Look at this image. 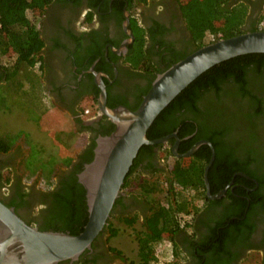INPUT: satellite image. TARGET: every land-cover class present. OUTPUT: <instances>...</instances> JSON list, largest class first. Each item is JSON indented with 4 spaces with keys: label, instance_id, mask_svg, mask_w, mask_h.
Instances as JSON below:
<instances>
[{
    "label": "flooded vegetation",
    "instance_id": "af4514ba",
    "mask_svg": "<svg viewBox=\"0 0 264 264\" xmlns=\"http://www.w3.org/2000/svg\"><path fill=\"white\" fill-rule=\"evenodd\" d=\"M233 2L235 5V0ZM245 3L248 5V15L243 28L245 32H251L254 27H257L258 19L264 14V0H245ZM135 8L137 9L134 10ZM39 12L42 17L38 19L37 23L40 35L44 40V46L37 54L33 64L35 72L41 73L39 75L41 85L39 96L45 100L47 97L56 107L69 115L74 126L73 129L79 135L85 136V142L75 151L72 162L57 171L54 183L49 187L27 183L25 175L19 171L23 158L27 156L26 160L29 152H32V150L25 149L22 138L24 136H20L21 138L15 141L9 151H0V199L8 206L14 207L28 224L38 227L43 220L45 214L43 212L51 201L49 191L59 189L62 181L72 178L74 174L78 177L81 172V170L77 171L78 167L83 165L84 168L87 164L83 158L93 143L99 137L107 136L109 132L111 134L114 131H111L114 124L107 116L100 114L99 96L101 90L95 82L92 68L94 67L95 71L102 74L107 89V103L109 100L113 103L119 102L116 107L126 106L132 110L137 106L140 98L143 100L148 93L143 94L149 85L152 86L153 75L159 74L157 68L165 69L169 64H174L175 58L200 48L196 46L187 27L181 11L180 0H134L132 3L128 0H48ZM126 12L129 13L127 28L133 34L132 40L125 27L128 19ZM133 19L137 20L139 26L146 30L141 49L139 48L140 44L136 41V32L132 27ZM98 43L103 45L102 49L108 64L102 65V68L97 70L96 66L99 65L102 57H98L91 64L89 61L95 53ZM125 43H127V48L122 49V45ZM112 47L120 49V52H113ZM149 65L151 66L149 67ZM111 69L113 75L110 73ZM0 77L1 86L6 82L5 70L1 64ZM97 89H99L98 93ZM230 91L233 89L227 84L222 88L221 99L219 98L216 104H213L210 97H207L204 101H201L200 98L201 102L198 105L203 112L214 109L226 114V119L221 118L209 125L219 128L217 131L221 132L219 137L224 144L223 148L227 152V156L232 155L234 161L236 157L240 162L239 165L247 166L258 177L251 176L245 170L236 172L234 170L231 180L225 187L232 191L234 197L228 196V190L222 197L216 199L210 198L207 194L211 202L202 198L195 199L193 196L188 197V200L183 204L187 208L182 212L186 220L181 219V228L174 236L173 247L170 246L171 249H174L178 245L177 248L182 253V259L180 256L177 257L178 264H192L199 261V253L194 250L195 257L192 256L191 246L187 239H191V236L195 235L204 240L210 229H214L216 225L222 223L221 218L229 206L232 213L230 217L237 218L235 204L240 199L247 201L245 217H248L253 225L250 239L240 244L231 242L230 252L222 256L223 261L209 260V256L206 255L201 264H239L241 259L252 250L258 249L264 252V122H259L254 127L235 129V124L242 126L240 117L252 111L249 104L244 103L245 108L241 109V116L236 114V121L229 118L230 112L227 108L230 107L228 103L231 100ZM120 101L126 102L127 105ZM87 102L91 107L95 104L98 110L93 114L86 115L84 110L87 107L85 105ZM0 110L3 111L1 108ZM263 118H261L262 121H264ZM224 128H227L226 133H224ZM179 139L180 150L182 140L180 137ZM176 142L177 138L173 137L167 143L157 144L158 146H155L153 150L145 151L141 162L136 167L140 176L144 175L146 178L164 181L173 197L175 190L172 185L173 176L170 172V165L172 167L176 157L188 159L198 151L191 156L178 157L173 153ZM55 153L57 154L58 150ZM179 153L185 152L179 151ZM234 161L231 166L235 167ZM7 175L10 177L9 181H6ZM238 176L244 177L247 182L235 183ZM240 185L241 187H239ZM240 188L246 190L245 195L238 191L241 190ZM124 193L117 198L118 202H115L111 215L118 219L139 215L141 224H143L149 212V206L145 202L131 197L129 193L125 191ZM249 208L252 210L248 216ZM110 236V232L102 233L94 241L92 249L82 254L78 260L73 262L67 260L57 264H120L121 262H118L120 257L110 249L108 244ZM171 249L169 252L175 257ZM174 250L176 251V248Z\"/></svg>",
    "mask_w": 264,
    "mask_h": 264
},
{
    "label": "trees",
    "instance_id": "16d2710c",
    "mask_svg": "<svg viewBox=\"0 0 264 264\" xmlns=\"http://www.w3.org/2000/svg\"><path fill=\"white\" fill-rule=\"evenodd\" d=\"M128 1L132 3L134 0ZM47 2L48 0H0V64L5 70V84L14 85L8 88V90L14 91L13 96L23 98L28 106H34V111L36 109L37 112L35 116L38 125L41 124L50 110V106L44 100L39 101L41 107L34 105V96L35 94L38 95L41 90L39 83L41 73L35 72L33 64L37 54L44 46L37 20L41 16L39 11ZM180 4L183 17L197 47L212 43L215 39L229 38L245 32L243 26L248 15V5L245 0H235V5H233V0H180ZM132 27L136 32V41L140 44L139 48L141 49L146 30L139 26L135 19L132 20ZM259 30H264V14L258 19L257 27L251 31ZM96 47L89 64L101 56L102 60L96 66L98 70L102 68V65L108 63L102 49L103 45L98 43ZM190 52L175 58L173 63L183 59ZM135 65L137 66L138 63ZM171 65L169 64L165 69ZM165 69L157 68V71L160 73ZM110 73L113 75L112 69ZM155 77L156 74L153 75L151 81ZM227 84L233 89L230 91L231 100L228 102L230 107L227 108L230 112L229 118L236 121L235 116L236 114L241 116V109L245 108L244 103H248L252 111L240 117L242 126L235 124V129L239 130V128H247V126L254 127L257 126V123L264 122L261 120L264 117V53H250L223 61L200 75L160 113L147 134L149 139H157L177 132L182 140L180 152L188 151L199 140H209L216 150V159L209 169L212 194H216L226 187L234 170L235 172L245 170L251 176L258 177L247 166L239 165L240 162L236 157L234 161L232 155L227 156V152L223 148L224 144L219 137L221 132L217 131L219 128L209 125L221 120V118L226 119V114L214 109L203 112L198 105L207 97H210V101L216 104L219 98L221 99L222 88ZM150 87L149 85L143 94L147 93ZM98 91L99 89H97V93ZM8 97L13 98L10 95ZM2 101L4 103H0V108L9 113L10 108L5 106L7 104L6 99L4 98ZM141 101L142 98L132 110H136ZM120 102L127 105L124 101ZM118 103L109 100L107 105L115 108ZM114 129L115 125H112L111 131ZM226 131L227 128H224V133ZM21 135L22 133H0V151H9ZM190 135L193 136L186 138ZM95 145L96 142L93 143L83 158L85 163L93 160V147ZM155 146L158 145H144L140 148L123 185V190L129 193L131 197L143 201L149 206V212L144 223L141 224V228L136 226L138 216L120 217L118 219L111 215L105 230L102 232L109 231L112 237L120 233L122 229L120 226H114L113 218L122 223L125 228L129 227L133 230L132 235L137 245L135 250L137 252L134 257L129 258V261L127 259V264H157L161 257L169 252L173 246L166 245L165 241L174 242V236L182 225L181 219L186 220L182 212L187 208L183 204L189 196L211 202L206 193L204 180L205 168L212 154L210 146L202 145L188 159L176 157L172 167L170 165V172L173 176L172 185L175 190L174 197L164 181L146 178L143 175L138 176L140 172L136 171L145 151L153 150ZM69 149L68 154H72L62 158L66 165H69L75 156V150H73V154L71 148ZM32 152L24 161V168L27 170L28 176L37 174L39 171L45 172L46 175H52L57 161L52 163L50 169L45 163L38 165L34 161L29 162ZM57 154L59 155V152ZM233 161L235 167L231 166ZM82 169L83 165H80L77 171H82ZM9 180L10 177L6 179V181ZM244 182L247 180L242 176H238L235 181L238 184ZM240 189L238 191L245 195L246 190ZM227 194L234 197L230 190ZM252 194L254 196V193ZM49 197L51 201L48 208L43 212L45 214L39 228L47 231L68 232L73 235L81 233L88 221L89 211L86 189L78 181L77 175L74 174L72 178L64 179L59 189L49 191ZM246 206L247 201L242 199L235 204V215H237L235 219L230 217L232 214L231 207L226 208L227 212H224L221 218L222 223L216 225L214 229H210L204 240L195 235L191 236V239H187L191 246L192 256L195 257L194 250H197L200 255L199 261L192 264H201L206 255L209 256V260L223 261L222 256L230 252L229 245L231 242L240 244L250 239L253 225L248 217H245ZM251 208H249L248 216ZM188 224L190 225V223ZM176 246L178 247V245ZM177 247H175L176 251L175 248L171 250L175 257H182V253ZM110 249L118 257L124 254V251L119 248L110 247ZM172 264H178V260L173 261Z\"/></svg>",
    "mask_w": 264,
    "mask_h": 264
},
{
    "label": "water",
    "instance_id": "95a60500",
    "mask_svg": "<svg viewBox=\"0 0 264 264\" xmlns=\"http://www.w3.org/2000/svg\"><path fill=\"white\" fill-rule=\"evenodd\" d=\"M128 14L126 12L128 19L125 27L132 40L133 34L127 28ZM127 43L122 45V49L127 48ZM112 51L119 53L120 49L112 47ZM250 53H264V30L244 32L203 45L159 73L136 110L126 106L109 107L106 84L102 74L93 67L95 82L101 90L100 114L107 116L115 129L111 134L97 139L93 160L78 174L79 182L86 189L88 221L77 235L41 230L28 224L14 207L0 200V264L73 262L91 250L94 241L105 230L117 198L125 194V179L144 145L163 144L176 137L173 153L186 157L193 155L203 144H208L212 157L204 173L207 194L212 199L222 197L228 188L211 194L209 169L215 160V148L210 141H198L187 152L179 153L180 139L177 133L157 139H149L147 134L160 113L200 75L223 61Z\"/></svg>",
    "mask_w": 264,
    "mask_h": 264
},
{
    "label": "rangeland",
    "instance_id": "374dc122",
    "mask_svg": "<svg viewBox=\"0 0 264 264\" xmlns=\"http://www.w3.org/2000/svg\"><path fill=\"white\" fill-rule=\"evenodd\" d=\"M11 86L14 85L9 83L0 86V103H4L2 100L5 98V102L7 103L5 106L10 108V112L8 111L9 113L0 110V133H22L21 136H24L22 138L24 139L25 149H29V151L33 150L29 162L34 161L38 165L45 163L50 169L52 163L57 161L54 165L52 175H46L45 172L39 171L37 174L28 176L27 170L24 168V161L27 156L23 158L21 163L22 166L19 167V171L25 175V181L27 183L31 185L36 183V185L40 187H49L54 183V177L57 171L66 166L62 158L64 159L66 155L72 154H68L70 151L68 148H71L72 152L73 150H78L77 148L81 147L82 143L85 142V136L79 135L77 131L73 129L74 126L69 115L56 107L50 99L44 95V97H46L45 100L40 98L39 94H35L34 105L40 106L39 101L44 100L46 104L50 106L48 114L44 117L41 124L38 125L36 120L37 117L35 116L37 112L36 109L34 111V106H28L23 98L13 96L14 91L11 89L8 90ZM9 95L13 98H9ZM88 102L85 104L87 107L85 106L86 108L84 110L86 115L93 114V112L98 110L95 104H93L92 107L88 106ZM56 150H58L59 155L55 154ZM143 177L146 176L143 175ZM137 216L139 218V215ZM114 218L112 219V223L114 226H120L122 230L118 235L109 237L108 244L110 247L119 248L124 251V254L120 257L118 262H121L120 264H127V259L129 261V258L131 259L134 257L137 252L135 251L137 245L132 235L133 230L129 227L125 228L122 223ZM136 226L141 228L140 218ZM107 233H109V231H107ZM165 244L172 246L173 242L165 241ZM173 261H177V257H173V255L168 252L161 257V261L157 264H168L169 262H171L169 264H172ZM239 264H264V252L258 249L252 250L241 259Z\"/></svg>",
    "mask_w": 264,
    "mask_h": 264
},
{
    "label": "crops",
    "instance_id": "0c3cea01",
    "mask_svg": "<svg viewBox=\"0 0 264 264\" xmlns=\"http://www.w3.org/2000/svg\"><path fill=\"white\" fill-rule=\"evenodd\" d=\"M42 17V15L40 16V18ZM37 22H38V20H37ZM37 25H38V23H37ZM39 28V27H38ZM181 259H182V257H181Z\"/></svg>",
    "mask_w": 264,
    "mask_h": 264
}]
</instances>
